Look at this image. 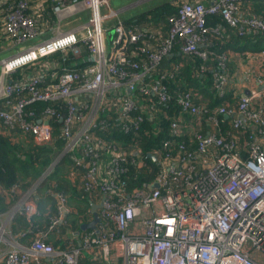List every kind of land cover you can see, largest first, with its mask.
<instances>
[{
  "label": "built area",
  "instance_id": "built-area-1",
  "mask_svg": "<svg viewBox=\"0 0 264 264\" xmlns=\"http://www.w3.org/2000/svg\"><path fill=\"white\" fill-rule=\"evenodd\" d=\"M107 1L0 0V28L10 47L35 40L0 58V132L54 150L26 187L0 183L6 203L0 264H78L81 256L98 264H264V86L240 94L235 104L210 106L192 89L170 91L163 80L179 65H160L176 46L201 60L200 71L211 72V92L223 97L228 52L207 48L223 26L206 24L205 17L219 15L238 35L264 36V16L247 9L250 0H180L163 23L125 24L117 11L101 12ZM82 11L86 22L62 25ZM164 131L142 150L149 132ZM146 159L154 162V175ZM58 163L68 182L99 201L95 227L78 231L63 248L45 240L64 225L66 196L47 179ZM42 183L56 206L46 228L35 222ZM16 216L25 227L13 232Z\"/></svg>",
  "mask_w": 264,
  "mask_h": 264
},
{
  "label": "trees",
  "instance_id": "trees-1",
  "mask_svg": "<svg viewBox=\"0 0 264 264\" xmlns=\"http://www.w3.org/2000/svg\"><path fill=\"white\" fill-rule=\"evenodd\" d=\"M255 1V2H254ZM256 1L260 0H250L248 3L245 4L251 12L254 14L264 15V11H262L264 8L260 7L256 4ZM176 10V4L169 1H164L160 4L155 5L153 8L141 12L135 16H132L127 19H123V23L128 24L130 22H137L140 24H145L149 26H156L159 23H163L165 21L166 16L171 15ZM205 23L206 24H221L224 28H226L228 37L227 39H224V43L221 45H217L218 47H215V51H222L224 49H229L234 52H242L244 50H249L253 52L257 51H264V36L260 33L255 32H243L242 35H238L236 32V29L232 28L233 30L228 27L225 22L221 19L219 15H207L205 17ZM4 40L6 38L1 32L0 28V48L2 44L4 43ZM222 41V42H223ZM0 49V53H1ZM177 48L176 46L173 48L171 54H168L167 56L163 57L160 65L163 66L166 69H171L172 64L178 63L176 60H180L177 56ZM172 62V63H171ZM170 63V64H169ZM180 67L177 71H173V76L171 78H165L163 80V83L169 88L170 91H174L176 89H196L199 84V80L201 79L199 77V74L195 72L194 69H199L200 65L202 64L201 60L196 57H190L189 61H186L185 59L180 60ZM227 67L230 68V65L227 64ZM26 71V70H25ZM206 84H208L211 81V72L209 70L206 71ZM193 89V90H194ZM203 91H207V88H205ZM207 98H210V106H215L223 102L225 100L227 103L235 104L236 98H234L231 94H226L224 97H218L214 96L212 97V93L207 95ZM44 103H37L38 107H42ZM170 114V112L168 111ZM222 121L225 122L226 118L224 116H221ZM162 128L166 127V122L162 121L161 124ZM2 127V126H1ZM143 128H148V123L143 124ZM3 129V128H1ZM11 132V131H10ZM116 138L118 139H126L127 137L125 135H116ZM166 136V131L163 133H158L157 135H153L151 132H149L144 138L143 143L141 144L142 150L148 151L152 147H154L158 141ZM11 137V133L9 134H2L0 132V183L9 186L12 182L20 181V178H25L26 176L30 175V177H36L37 175L41 173L42 169L47 166L50 161L53 158L54 150L51 149L49 145H43V146H29L27 148L24 158H21L16 153V148H18L17 145H14L13 142L9 139ZM57 145H59V142H57ZM67 160L63 159V162H66ZM146 163L151 169V173L154 175L156 173V168L154 165V162L151 160L146 159ZM27 166L30 167L31 171L28 170ZM64 170H62V164L58 163L54 166L52 173L48 176V181L54 182V190L61 191L64 195L67 193H70V197L67 199L72 198L74 195L73 187L69 184V182L66 180L64 175ZM37 176V177H38ZM152 175L143 177L140 176L139 179L136 181L135 185H141V183L145 182L143 180L150 179ZM45 184V183H42ZM72 187V188H71ZM39 189V188H38ZM75 194V193H74ZM44 195V194H42ZM68 197V196H67ZM49 199V212L53 213L56 211V206L53 200V197H51L50 194H46L45 196H41L40 194L37 197L36 200V206L40 213L44 211V203L43 200ZM4 205L0 203V211L4 210ZM80 212V211H78ZM71 216H75V214L69 213L66 214L64 225L62 224L60 227H58V232H55V230H50L48 233L49 235L56 236L55 241L51 242L50 244L54 247L57 246L59 248H63L64 244L61 243L59 240V236L61 237V234H64V226L66 224L70 225V228L68 226V230L78 229V226L76 224V221ZM21 217V216H16ZM14 217V219L16 218ZM41 217V216H40ZM37 218L35 219V222L37 223ZM22 218V217H21ZM13 219V220H14ZM23 219V218H22ZM47 219L45 218V222ZM24 222V219H23ZM40 221L37 223L39 224ZM25 226V222L23 224ZM40 228H46V226ZM78 264H97L93 260H89L86 257H81L78 260Z\"/></svg>",
  "mask_w": 264,
  "mask_h": 264
},
{
  "label": "crops",
  "instance_id": "crops-1",
  "mask_svg": "<svg viewBox=\"0 0 264 264\" xmlns=\"http://www.w3.org/2000/svg\"><path fill=\"white\" fill-rule=\"evenodd\" d=\"M148 1L149 0H132L130 3H128L124 8H121L120 10L133 8L135 6L141 5V4L146 3ZM179 1L180 0H169V2H173V3H176ZM201 2L204 4H208V3L212 2V0H201ZM256 4L259 6V8L260 7L264 8V0L256 1ZM153 7L154 6L149 7L146 10L141 11V12H145V11H147ZM262 11H264V9ZM141 12H138L135 15H137ZM135 15H133V16H135ZM257 15H259V14H257ZM260 16H264V15H260ZM118 19H120V18H118ZM120 20H123V19H120ZM112 23L107 22V25L110 26ZM230 29L233 30L232 28H230ZM246 32H249V31H246ZM227 37H228L227 30H226V28L223 27L222 37L221 38H211L210 43L208 44L207 48L215 51L214 48L218 47L217 45L223 44L224 43L223 40L227 39ZM3 48H4V46L2 44V46L0 48L1 51L3 50ZM222 51L228 52L227 64L230 65V68L227 67V70H228L229 77L231 78V81L228 83V85L225 89V93H224L225 95L229 93L234 98H236V100H237V98L240 94H244L245 92L248 93L251 91H259L263 88V86H264V51L253 52V51H249V50H244L242 52H234V51L229 50V49H224ZM177 56H178V58H180V60L181 59H185L186 61L190 60V58H188L185 55H182L178 52H177ZM180 60H176V62H178L179 67L181 64ZM208 66H209V64H208ZM161 69L165 70L166 68H164L162 66ZM194 70L197 74H199V77L201 78L199 80L198 87L196 89L192 88V90L194 89L193 91L196 93L195 97H197L201 100L206 99L210 105V98H207V95L212 93V92L210 89L211 81L208 84H206V78L207 77L205 74H206L207 70H205V69L203 71H200V69H194ZM205 88H207V91L202 92V90H204ZM214 96L216 97V95L214 93H212V97H214ZM206 100H204V101H206ZM69 184L73 187V188L72 187L71 188L74 190L75 194L73 193L74 196L70 199H67L70 197V193H67L65 195L66 199H65V203H64L63 210L61 213H62V217H63L64 222H65L64 216H66V214H69V213L75 214V216H71V218L74 217L77 226H79L80 223L87 222L91 219V217H92L91 211H90L91 206H94L95 211L97 212V209H98L97 206H99V201H98L97 197L90 198V196H87L86 194H84L73 183L69 182ZM27 185H29V183ZM27 185H21V186L24 188ZM53 189H54V187H53ZM45 190H43V191H45ZM37 192L39 194V189ZM45 195H46V193H44L43 196H45ZM51 197H53V196L51 195ZM53 200L55 203L54 197H53ZM0 203H2L4 205V208L6 209V203L4 202V199L1 197H0ZM49 203H50L49 199L44 200V205H43L44 211L37 217V220H38L39 217L41 216L40 220H39L40 225L42 224V222H45L44 216L45 215L48 216V213H50L48 210L49 209ZM78 211H80V212H78ZM24 222H23V219L21 217H16L11 222L12 231L17 232V231L23 229L25 227V226H23ZM68 226L70 228V225H68V224H66L64 226V232H63L64 234H61V237L59 236V238H60L59 240L63 244H65L66 241L69 239H71L72 242L75 243L77 240V237H78L77 233H75L77 231V229H73V230L69 229L68 230ZM41 227H44V226H41ZM55 238H57V237L49 235V233H48L47 238L45 240L47 242L51 243V242L55 241ZM81 257L82 258L83 257L88 258L87 256H81ZM88 259L91 260L90 258H88ZM95 263H96V261H95ZM43 264H52V262L47 260V261H44Z\"/></svg>",
  "mask_w": 264,
  "mask_h": 264
},
{
  "label": "rangeland",
  "instance_id": "rangeland-1",
  "mask_svg": "<svg viewBox=\"0 0 264 264\" xmlns=\"http://www.w3.org/2000/svg\"><path fill=\"white\" fill-rule=\"evenodd\" d=\"M131 1L132 0H108L107 6H103L101 8V12L106 13L109 9H111V10L117 11L115 18L127 19V18L132 17L133 15H135L138 12L146 10L149 7L155 6L157 4H160L164 1H169V0H149L148 2L143 3L141 5H138V6H135L133 8L120 10L121 8H124ZM115 18H111L110 20H108V22L112 23ZM86 21H87L86 13L84 11H82V12H77V13H74V14L67 16L65 19L62 20L61 23L64 26H71V25L78 24L80 22L84 23ZM34 42H35L34 39H30V40H27L21 44L14 45V46L10 47V43L7 40H4V43H3L4 48H3L2 52L0 53V58L5 57L6 55L17 51V50L21 49L22 47H26V46L34 43ZM229 79L231 81V78H229ZM9 133H11V137L9 138L11 140V142H13L14 145L18 146V148H16V153L21 158H24V154H25L27 148H29V146H32L31 143L28 142V140L24 136H22L20 133L13 132V131L8 132V133L5 132V134H9ZM27 168L29 171H31L29 166H27ZM62 170L65 171L64 166H62ZM36 177L33 178V177H30V175H28L25 178H20V183H21V185H27L28 183L30 184L36 179ZM38 187H39V194L41 196H43L42 194L45 193V191H43V190H45L48 186L46 184H40ZM43 203H44V200H43ZM44 217L47 218L46 215ZM38 226H46V223L42 222V224L38 225Z\"/></svg>",
  "mask_w": 264,
  "mask_h": 264
},
{
  "label": "water",
  "instance_id": "water-1",
  "mask_svg": "<svg viewBox=\"0 0 264 264\" xmlns=\"http://www.w3.org/2000/svg\"><path fill=\"white\" fill-rule=\"evenodd\" d=\"M244 94H247V92H245ZM146 156L148 158H150L151 160H155V157L152 154H146ZM152 186L156 187L157 184L153 183ZM97 207H99V206H97ZM90 211H91V216H92L91 219L87 222L80 223L78 226V229L75 233H77L78 231H82L85 229H91V228L95 227V224L98 222L99 218H98L97 212L95 211L94 206H91Z\"/></svg>",
  "mask_w": 264,
  "mask_h": 264
}]
</instances>
